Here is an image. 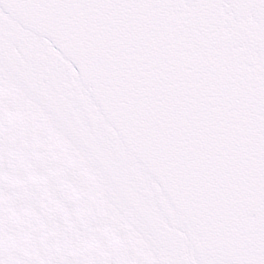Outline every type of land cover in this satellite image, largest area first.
I'll return each mask as SVG.
<instances>
[{
  "label": "snow or ice",
  "instance_id": "6c2138e0",
  "mask_svg": "<svg viewBox=\"0 0 264 264\" xmlns=\"http://www.w3.org/2000/svg\"><path fill=\"white\" fill-rule=\"evenodd\" d=\"M0 264H264V0H0Z\"/></svg>",
  "mask_w": 264,
  "mask_h": 264
}]
</instances>
